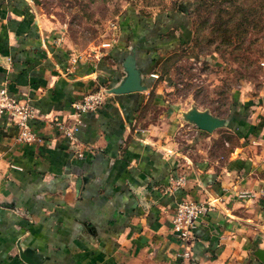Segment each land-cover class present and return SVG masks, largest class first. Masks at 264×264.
Masks as SVG:
<instances>
[{
	"label": "crops",
	"instance_id": "0c3cea01",
	"mask_svg": "<svg viewBox=\"0 0 264 264\" xmlns=\"http://www.w3.org/2000/svg\"><path fill=\"white\" fill-rule=\"evenodd\" d=\"M37 2L0 0V87L40 118L29 121L39 141L26 144L14 118L0 116V264H28L19 255L33 264H264L256 255L264 256V100L255 112L246 98L229 106L219 128L240 137L213 155L200 146L215 129L203 136L178 117L157 69L166 51L189 42L180 12L144 25L154 38L142 42L130 14L128 37L118 25L117 39L85 58L60 42ZM125 56L143 89L109 94L80 118L74 143L45 122H71L69 103L117 84ZM183 126L195 132L186 149L175 138ZM170 177L182 184L168 188ZM180 198L215 199L183 241L170 228Z\"/></svg>",
	"mask_w": 264,
	"mask_h": 264
},
{
	"label": "rangeland",
	"instance_id": "374dc122",
	"mask_svg": "<svg viewBox=\"0 0 264 264\" xmlns=\"http://www.w3.org/2000/svg\"><path fill=\"white\" fill-rule=\"evenodd\" d=\"M37 4L62 35L60 42L74 56L85 58L100 56L117 39L120 16L127 10L146 19L147 27L152 25L151 17L167 19L179 10L189 28L184 33L189 42L166 51L157 67L169 88L164 93L167 103L175 104L180 112L196 109L223 119L230 105L239 106L238 100H250L253 112L256 105H263L264 0H38ZM224 22L232 28L229 43L224 39ZM236 131L234 127L215 129L200 147L209 146L213 155L225 154L230 145L222 140L236 144ZM194 134L183 126L175 138L186 149L192 144L185 140Z\"/></svg>",
	"mask_w": 264,
	"mask_h": 264
},
{
	"label": "built area",
	"instance_id": "2783aa9c",
	"mask_svg": "<svg viewBox=\"0 0 264 264\" xmlns=\"http://www.w3.org/2000/svg\"><path fill=\"white\" fill-rule=\"evenodd\" d=\"M108 87L98 88L88 91L79 99L69 103L71 109L70 121H64L57 116H52L45 120L47 124L53 125L67 139L68 142H75V132L80 118L88 113L95 111L103 100L111 93ZM35 109L28 100L17 99L11 96L7 89L0 87V116H12L16 123V140L20 143L33 144L39 141L38 135L31 128L30 120L40 119L35 115ZM80 156V153H77ZM182 184V178H169L168 188L176 189ZM215 199H205L202 201L187 198L178 199L173 207V214L170 218V228L178 240H185L189 237L195 223L200 216H203L213 207Z\"/></svg>",
	"mask_w": 264,
	"mask_h": 264
},
{
	"label": "water",
	"instance_id": "95a60500",
	"mask_svg": "<svg viewBox=\"0 0 264 264\" xmlns=\"http://www.w3.org/2000/svg\"><path fill=\"white\" fill-rule=\"evenodd\" d=\"M122 67L124 70L123 78L117 83L109 86L107 91L111 94H124L128 92H135L143 89L145 85L142 82L141 74L136 67L133 59L124 58ZM184 120L193 124L198 130L211 132L223 125H228V121L211 115L207 111H197L190 109L188 112L182 114ZM257 257L264 262V256L260 252H256ZM20 258L28 263L33 264L29 260L28 255H19Z\"/></svg>",
	"mask_w": 264,
	"mask_h": 264
},
{
	"label": "trees",
	"instance_id": "16d2710c",
	"mask_svg": "<svg viewBox=\"0 0 264 264\" xmlns=\"http://www.w3.org/2000/svg\"><path fill=\"white\" fill-rule=\"evenodd\" d=\"M179 11V10H178ZM181 11V10H180ZM130 14H132L131 12H130V10H127V12L126 13H124V14H122L121 16H120V20H119V25H120V27H121V29H122V32H123V34H125L127 37H128V35L131 33V32H129L130 31V29H131V24L130 25H128V21H130ZM230 14V13H229ZM135 15V14H134ZM167 15H170V14H167ZM166 15V16H167ZM184 15V14H183ZM170 16H172V15H170ZM170 16H168V17H166L167 19H165V16H159V17H151V19H152V22H154L152 25H158L157 23H165V22H162V20H163V18H164V20L165 21H167V20H169V21H172V20H174L172 17H170ZM135 17H136V20H134V21H132V19H131V21H132V23H134V25L133 26H136L137 28H140V26H141V28L143 27V32H144V34L142 33V31H140L141 32V34L142 35H140V36H137L136 35V42L137 41H146V38L147 39H150V38H152V40H153V31H148V30H144V25H145V27H146V25L148 24L147 22V20L146 19H144V18H142V17H140V16H136L135 15ZM184 17H186L185 15H184ZM187 18V17H186ZM157 19H160L161 21L160 22H158L157 21ZM229 19V18H228ZM246 19V18H245ZM130 21V22H131ZM129 22V23H130ZM228 23L229 22H224L223 24H225V28H224V32H226V35L224 36V39H225V41H226V43H229V40H228V38H229V36L231 35V30H232V28L230 27H227V25H228ZM149 25V24H148ZM151 25V24H150ZM129 32V33H128ZM139 32V33H140ZM170 34V33H169ZM168 34V35H169ZM144 36H145V39L143 40L142 38H144ZM147 36H149V38L147 37ZM168 47H170V45H168ZM248 104V103H247ZM228 117V116H227ZM238 126H241L242 124H237ZM233 127V126H232ZM231 127V125L230 126H228V128H232ZM249 130V129H248ZM201 132H203V131H201ZM236 135L237 136H239L240 137V133L239 132H237L236 131Z\"/></svg>",
	"mask_w": 264,
	"mask_h": 264
}]
</instances>
